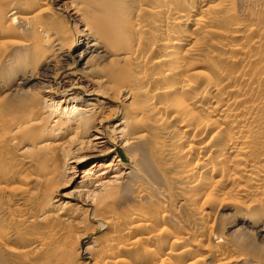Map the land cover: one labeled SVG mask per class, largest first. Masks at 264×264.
<instances>
[{"label": "bare ground", "instance_id": "obj_1", "mask_svg": "<svg viewBox=\"0 0 264 264\" xmlns=\"http://www.w3.org/2000/svg\"><path fill=\"white\" fill-rule=\"evenodd\" d=\"M0 264H264V0H0Z\"/></svg>", "mask_w": 264, "mask_h": 264}, {"label": "rangeland", "instance_id": "obj_2", "mask_svg": "<svg viewBox=\"0 0 264 264\" xmlns=\"http://www.w3.org/2000/svg\"><path fill=\"white\" fill-rule=\"evenodd\" d=\"M107 113H111L109 110L108 111H106L105 112V115H108V122L110 123V124H115V123H117V122H119L120 121V119L122 118V114L118 117V118H113V117H110L109 118V114H107ZM119 152H120V154H121V159L124 161V162H129V160H130V156L127 154V152H125V149L123 148V147H120L119 148ZM116 154V152L114 151L113 153H111V154H108V155H105V156H102L103 157V160L102 161H97L96 160V162H95V164L96 163H98V166L97 167H94V169H103V168H105V166L107 167V166H109V165H111V166H113V164L112 163H117L118 161H112V155H115ZM110 155V156H109ZM102 159V158H101ZM93 161V162H92ZM94 161L95 160H93V159H91V160H89L88 161V163H86V165H84V166H82V167H80L79 169H80V171L78 172V174L76 175V176H73V174H71V173H73V172H71V170H66V171H64L63 172V176H61V178H63L62 180L63 181H60L61 182V184H60V186L58 187V192H60V195H62L63 193H65V192H69V191H72L74 188H75V185L78 183V182H81V181H83V178H84V176H85V171H87L88 170V168L89 167H91L92 166V164L94 163ZM69 163V161L68 162H66V163H64L65 165L64 166H67V164ZM71 163V162H70ZM117 167V166H116ZM70 174V178H71V176L73 177L71 180H67V176ZM85 178H87V177H85ZM88 179V178H87ZM64 182V183H63ZM74 183V184H73ZM70 198H66V200H69ZM91 226H89V227H87V230L89 229V232H88V234H87V236L83 239V237L81 236L80 237V239H81V243L83 244V245H85V244H87L89 241H91V239H93V238H97V237H99V236H101V234H103V232H102V230H99L98 228H94V226H93V223H91L90 224ZM92 227V228H91ZM78 229H80V230H78ZM77 229V231L75 230L74 231V233L76 234V235H79V234H82V233H84L85 232V229H81V228H78ZM82 232V233H81Z\"/></svg>", "mask_w": 264, "mask_h": 264}]
</instances>
